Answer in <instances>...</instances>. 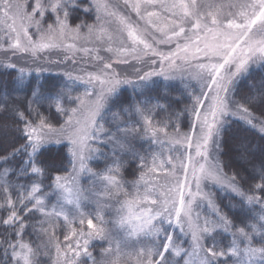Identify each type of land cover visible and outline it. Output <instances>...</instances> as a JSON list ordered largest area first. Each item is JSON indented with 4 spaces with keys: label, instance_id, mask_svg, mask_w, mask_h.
Instances as JSON below:
<instances>
[{
    "label": "snow or ice",
    "instance_id": "1",
    "mask_svg": "<svg viewBox=\"0 0 264 264\" xmlns=\"http://www.w3.org/2000/svg\"><path fill=\"white\" fill-rule=\"evenodd\" d=\"M52 50L63 58L44 55ZM0 52V68L16 71L0 94V264H41L53 251L52 264H264V146L239 145L247 180L222 160L234 119L264 133L255 114L264 116V79L239 88L253 66L264 68V0H0ZM130 61L140 67L117 71ZM45 64L65 65V80L42 81ZM154 78L179 79L181 110ZM64 143L72 170L50 176L45 191L43 156ZM98 158L102 173L87 163ZM81 173L100 185L92 210ZM210 189L231 193L229 203ZM93 241L107 244L99 256Z\"/></svg>",
    "mask_w": 264,
    "mask_h": 264
},
{
    "label": "trees",
    "instance_id": "2",
    "mask_svg": "<svg viewBox=\"0 0 264 264\" xmlns=\"http://www.w3.org/2000/svg\"><path fill=\"white\" fill-rule=\"evenodd\" d=\"M80 19L86 20L88 23H92V18H89L87 16L81 15ZM61 52H52V53H45L44 55L48 56L52 60H59L63 58V54ZM7 55H11V53H8ZM5 54L3 52H0V59H3ZM13 63H16L18 67H34L31 65V61L28 58L25 59H19V58H13ZM135 64V65H134ZM140 67V65L130 62L129 65H126L124 68L128 70V72L131 74L134 71V67ZM46 68L50 69L47 72H44L40 75V79L42 81H46L48 84H57L65 80V77L62 75V70H65L64 65H44ZM133 68V69H132ZM16 75V71L13 69H5L0 68V94H2L5 91H11L13 87V78ZM250 77L251 79L245 78L240 81L239 88L241 91H245L248 89L250 84L253 82H259L261 79H264V68L260 66H255V68H252L250 71ZM36 78V73L32 72L30 76L27 77L29 80H34ZM161 84L167 83L169 85V88L167 89V92L171 99L176 100L179 98L182 102L179 104L174 103L173 104V110L179 111L184 106L185 103H187L186 97L180 96V90L182 89V85L180 84L179 79L172 80V81H163L160 80ZM160 91L163 93L165 89L161 88ZM121 92L124 96H131L132 90L128 86H121ZM73 95L74 92H73ZM154 95V93H153ZM42 111L47 115L49 114V109L47 105H45L42 109ZM256 116L262 120H264V116L261 115V111L259 108L255 112ZM160 117H157L159 119ZM189 123V120L187 117L182 118V131H187V125ZM138 150L140 149V144L143 143L144 149L148 148V144L142 141H136ZM242 143L250 144L253 146V148H259L261 146H264V133H261L259 131V127L252 128L246 124H244L242 121L238 119H234L231 124V128L229 129L228 135H227V145L225 148L226 155L222 157V160L225 164L228 165V167L225 169V171L231 175L233 172H240L241 176L247 180L249 173L251 172V168L248 166L241 167V161L238 159V148L239 145ZM50 150H46L45 154L43 156V159L47 161V165L49 168V171L46 173V176L43 179V184L45 191L50 192L51 189L48 187L50 184L49 177L54 174H60L64 175L65 172H70L71 170V155L68 151V147L66 143L64 144H51L48 146ZM103 151L107 152L108 149H102ZM129 166H127L123 171L122 175L124 177L125 181H131L134 179L133 175H130L132 173L133 169L135 168V162L129 161ZM93 166H97L98 170L105 169L106 162L102 159H96L94 162L91 163ZM138 175V173H136ZM253 183V181H248V184ZM247 187V184L245 185ZM214 193H216V199L217 203L228 204L229 198L232 197L231 193H224L219 189L213 190ZM54 196V195H53ZM53 196H50V201L53 199ZM234 202V201H233ZM227 211V209H225ZM54 223L63 224L61 221H54ZM31 231V229H29ZM51 231V229H50ZM66 231L65 228H58L57 229V235H59L60 240H63V233ZM25 239H29V237H25ZM32 240H36V238L33 236L31 237ZM225 244L228 243V240L225 239L223 241ZM36 243H40V241H36ZM102 247H107L106 243H101L100 241H93L92 246L90 247V251L94 253V255L99 256L101 252ZM54 258V251L52 256H42L41 257V264H52V259ZM90 264V262H89Z\"/></svg>",
    "mask_w": 264,
    "mask_h": 264
},
{
    "label": "rangeland",
    "instance_id": "3",
    "mask_svg": "<svg viewBox=\"0 0 264 264\" xmlns=\"http://www.w3.org/2000/svg\"><path fill=\"white\" fill-rule=\"evenodd\" d=\"M52 52H58V50H52L49 53ZM60 52V51H59ZM62 53V52H61ZM60 53V54H61ZM63 54V53H62ZM100 55L104 56V57H109L110 53H106L103 50L100 51ZM77 58L80 60V65L78 66H83L85 68V70L87 71H93V67L91 63H87L86 61L90 60L89 57H85L83 53H77ZM82 58V59H81ZM130 62H134L135 61H130ZM135 65V64H134ZM133 65V67H134ZM65 66V65H64ZM126 65H121V64H117L115 67L117 69V71L121 72L122 74H130L128 72L127 69H125ZM252 68H255V66H253ZM133 69V68H132ZM146 70V69H145ZM63 71V70H62ZM157 80H163L162 78H154ZM83 91V85H78V91L74 92L75 95H77L79 92ZM158 150V149H155ZM99 159V158H98ZM96 159L93 160H89L88 166L94 171V172H99L102 173L104 171V169H100L98 170L97 166H93L91 163L94 162ZM72 170V168H71ZM70 170V172H71ZM78 184L82 189H86L87 191L85 192V195H87L89 197V200L86 202L88 207L86 210H92L94 208H96L97 206V202L100 201L101 203L103 202V198L100 197L99 195H93V193H98V191L100 190V185L99 182L95 180L94 177L90 176L88 173H81L78 177ZM206 191L209 189H205ZM211 191L216 190V189H210ZM193 191H195V186L193 185ZM56 200V197L53 196V199L51 200L52 203H54ZM206 203V202H205ZM206 210V209H204ZM196 211H202V209H196ZM104 212H105V219H115V211L114 209H110V208H104ZM63 222V221H62ZM110 228H112V225H109ZM113 231H117L116 229L113 228ZM107 246V244H106ZM185 247H188L187 244L184 245ZM182 264V262H181Z\"/></svg>",
    "mask_w": 264,
    "mask_h": 264
}]
</instances>
